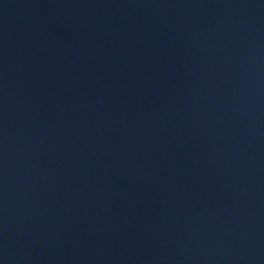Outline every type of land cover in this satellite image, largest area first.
I'll return each instance as SVG.
<instances>
[{"label": "water", "instance_id": "95a60500", "mask_svg": "<svg viewBox=\"0 0 264 264\" xmlns=\"http://www.w3.org/2000/svg\"><path fill=\"white\" fill-rule=\"evenodd\" d=\"M0 264H264V0H0Z\"/></svg>", "mask_w": 264, "mask_h": 264}]
</instances>
